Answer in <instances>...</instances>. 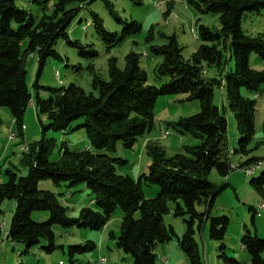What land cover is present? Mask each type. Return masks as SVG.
<instances>
[{
	"label": "trees",
	"instance_id": "1",
	"mask_svg": "<svg viewBox=\"0 0 264 264\" xmlns=\"http://www.w3.org/2000/svg\"><path fill=\"white\" fill-rule=\"evenodd\" d=\"M92 0H33L36 6L54 2L48 14L40 18L28 16L18 9L13 0H0V107L7 108L12 121L22 134V119L28 105L34 103L38 116H44L45 131L65 132L78 119L88 141V149L69 151L66 146L55 162H49L54 141L45 139L26 147L22 165L27 176L18 177L7 170V181L0 184V204L14 202V212L5 240L13 247L23 248L20 255L42 249L50 254L57 248L53 227L100 230L111 219L117 208L122 214L116 247L131 257V264H157L154 248L157 244L175 243L187 264H203L194 239L195 229L200 231L209 221V236L221 242L228 219L211 218L210 212L220 190L208 180L211 171L227 178L231 173L227 120L213 104L214 88L223 89L227 106L234 116L238 133L235 153L246 156L247 146L254 136L255 101L245 98L241 90L257 94L264 86V70L249 67V55L256 54L264 62V37L248 36L241 30V20L246 14H259L264 10V0H185L186 4L207 15H216L220 30L197 26V49L190 59L182 57V48L176 36L167 38L162 46H151V55L161 58L155 68L158 80H166L156 88L147 84L145 72L139 67L138 57L128 54L125 67L119 70L113 63L108 66V79L91 73V91L70 84L67 88L51 89L36 83L35 98L26 83V58L36 59L38 73L48 58L59 59L53 50L56 40H63L69 47L86 54L85 47L72 42L68 29L79 10ZM109 4L108 0H102ZM78 4L76 7H72ZM91 21L98 37L113 48L130 35L127 30L120 37L108 33L96 14ZM120 22V20H117ZM138 32V27L132 23ZM88 54L95 55L91 51ZM234 60L235 69L229 71L227 62ZM91 70V68H90ZM208 70L211 75L207 76ZM38 89L48 93L47 99L38 95ZM187 95L188 101H197L196 114L178 120L174 127L181 133H190L199 143L184 149L183 154L167 157L161 147L146 146L150 158L147 172L135 181L129 176L118 175L116 169L126 162L113 159L116 143L132 149L137 139L151 129L152 108L155 99L165 95ZM264 145V124L262 125ZM260 159L248 158L240 168L252 170ZM254 166V167H253ZM250 167V168H249ZM49 180L53 185L68 183L69 187L85 184L92 196L91 208H82L77 217H69L67 209L48 191L38 189V182ZM142 186L157 187L153 199H144ZM169 203L172 204V208ZM203 211L198 212L197 208ZM251 211H253L251 209ZM34 212L44 213L41 221H34ZM255 213V211H254ZM171 216L183 219L185 231L179 238L172 226L164 223ZM253 218V216H252ZM46 245L41 247V243ZM242 250L249 257V264H264V239L246 233L241 239ZM93 242L68 247V264L76 258L93 252ZM220 245L223 264H245L228 258Z\"/></svg>",
	"mask_w": 264,
	"mask_h": 264
},
{
	"label": "rangeland",
	"instance_id": "2",
	"mask_svg": "<svg viewBox=\"0 0 264 264\" xmlns=\"http://www.w3.org/2000/svg\"><path fill=\"white\" fill-rule=\"evenodd\" d=\"M15 6L33 18H40L48 14L54 2L40 7L32 3L33 0H13ZM105 4L102 0H92L79 10L77 16L71 22L68 29V37L72 42H78L84 46V55L69 47L63 40L58 39L53 44V50L59 59L48 58L45 66L38 73L36 59L26 58V83L32 98H35L37 84L39 87L60 89L74 84L86 93L91 91L92 74L100 75L103 80L108 79V66L113 63L119 70L125 67V57L134 54L138 57L139 67L145 72L147 84L156 88L166 80H158L155 76V68L161 63L160 57L151 55V46H162L167 43V38L175 35L178 45L182 48V57L190 59L197 49V26L203 25L212 30H220L218 16L207 15L199 12L194 7L186 4L185 0H108ZM74 4L72 7H76ZM91 14H96L102 21L103 28L108 33H116L120 37L127 30L130 35L117 46L107 49L104 42L98 37L91 21ZM117 20H120L117 21ZM132 23L138 27H132ZM241 30L248 36L264 37V10L259 14H246L241 20ZM95 52L91 56L89 52ZM249 67L255 71L264 70V62L251 53L249 55ZM91 68V70H90ZM229 71H234L235 63L231 59L227 62ZM58 69V74L55 70ZM208 70L207 76L211 75ZM243 97L255 101L254 136L247 150L246 156L235 153L238 147V133L233 114L227 106L223 89L214 88L213 104L227 120V137L229 144L231 173L227 178H222L215 171H211L208 180L216 188H222L215 199L211 209V218L226 217L228 226L221 242L215 241L209 236V221L197 231L194 239L203 264H223L219 247L223 244L224 255L241 263L249 264V257L241 247V239L249 233L264 239V210L259 214L254 213L257 207L264 204V145H262V125L264 124V86L259 93L254 94L241 90ZM38 95L42 99L48 98V93L38 89ZM199 110L197 101H188L187 95H165L155 99L152 108V126L144 135L139 137L132 149H124L121 143H116L113 159H120L126 165L118 167L116 172L121 176H129L133 180L147 172L150 158L146 154V146L155 145L161 147L167 157L183 154L184 149L193 147L199 143L190 133H181L174 124L183 118L196 114ZM83 119L72 122L65 132L45 131L47 121L44 116H38L34 103H30L22 119V134L19 135L16 125L11 119L7 108L0 107V184L7 181V170L18 177L27 176L28 169L22 165L23 154L26 147L40 142L42 138L52 139L54 146L48 156L49 162H55L59 158L60 151L66 146L69 151L88 149V141L83 128H78ZM166 134V136H165ZM13 135V138L10 136ZM260 159L258 168L247 175L245 169L239 165L248 158ZM254 167V166H253ZM250 168V167H249ZM38 189L52 193L59 203L67 209L69 217H77L82 208H91L92 196L81 183L69 187L68 183L60 186L53 185L49 180L38 182ZM144 199H153L158 192L157 187L142 186ZM172 208V204L169 203ZM251 209L253 211H251ZM202 212L203 208H197ZM14 212V202L5 200L0 204V264H68V247L72 245L83 246L93 242L96 249L88 254L76 258L75 264H98L100 259H105V264H131V257L122 253L116 247V240L110 234L119 235L122 222V214L119 208L115 210L109 222L96 231L82 228L62 229L53 227L55 245L52 253L47 254L42 249L31 250L26 255H20L23 248L13 247L5 240V234L10 228ZM40 216L46 221L44 213L34 212L32 219L41 221ZM253 216V218H252ZM164 223L172 226L175 235L181 237L185 231L183 219L166 216ZM44 242L41 247L45 246ZM157 264H187L184 255L175 243V239L165 244H157L154 248ZM100 264V263H99Z\"/></svg>",
	"mask_w": 264,
	"mask_h": 264
},
{
	"label": "built area",
	"instance_id": "3",
	"mask_svg": "<svg viewBox=\"0 0 264 264\" xmlns=\"http://www.w3.org/2000/svg\"><path fill=\"white\" fill-rule=\"evenodd\" d=\"M165 136H166V134H165ZM14 136L13 135H11L10 136V138H13ZM252 172V170H247L246 171V174L248 175L249 173H251ZM261 211V207H260V205L257 207V210L255 211L256 212V214H259V212ZM61 264V263H60ZM101 264H104V259H101Z\"/></svg>",
	"mask_w": 264,
	"mask_h": 264
},
{
	"label": "bare ground",
	"instance_id": "4",
	"mask_svg": "<svg viewBox=\"0 0 264 264\" xmlns=\"http://www.w3.org/2000/svg\"><path fill=\"white\" fill-rule=\"evenodd\" d=\"M196 40L198 42V39H196ZM55 74L56 75L58 74V69L55 70ZM248 175H250V173ZM260 207H261V210H264V204H260ZM99 263L101 264V260L99 261ZM104 263H105V260H104Z\"/></svg>",
	"mask_w": 264,
	"mask_h": 264
},
{
	"label": "crops",
	"instance_id": "5",
	"mask_svg": "<svg viewBox=\"0 0 264 264\" xmlns=\"http://www.w3.org/2000/svg\"><path fill=\"white\" fill-rule=\"evenodd\" d=\"M261 204H263V203H261ZM100 260H101V259H100ZM104 260H105V259H104ZM105 263H106V261H105ZM105 263H104V264H105ZM98 264H99V263H98Z\"/></svg>",
	"mask_w": 264,
	"mask_h": 264
}]
</instances>
